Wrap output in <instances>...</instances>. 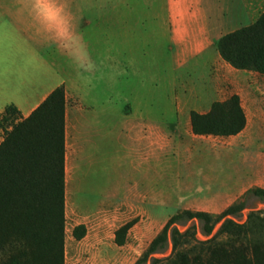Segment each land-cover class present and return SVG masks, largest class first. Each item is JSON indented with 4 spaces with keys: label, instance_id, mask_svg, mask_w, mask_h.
<instances>
[{
    "label": "crops",
    "instance_id": "crops-1",
    "mask_svg": "<svg viewBox=\"0 0 264 264\" xmlns=\"http://www.w3.org/2000/svg\"><path fill=\"white\" fill-rule=\"evenodd\" d=\"M53 2L65 7L70 21L66 31L60 29L59 37L40 22L33 9L35 0H0V116L13 105L27 118L55 89L64 87L67 203L75 201L74 194L84 186L88 164L107 159L127 164L126 177L135 173L134 182H122L127 186L122 194L115 189L108 198L115 202L121 197L112 208L140 207L137 217L149 213L150 201L155 203L151 211H165L162 217L171 218L184 210L218 214L247 190L264 189V154L261 150L249 152L256 134L230 145L193 144V137L213 136L192 133L191 112L205 114L218 100L200 104L180 97L173 99V105L204 107L159 115L150 114L148 104L135 97L126 100L129 112L115 113L118 69L130 76L143 74L145 87L150 72L158 75L165 59L171 74H185L187 79L198 68L211 73L216 66L213 59L220 56L219 39L239 25L253 24L260 16L251 23L247 20L255 17L254 11L264 0ZM78 63H92L94 68L84 71ZM243 132L214 138L230 140ZM154 137L172 140L168 146L153 141L150 145ZM208 154L236 155L234 165L246 167L245 176L237 179L208 171ZM168 157L177 164L170 168L177 175L172 188L151 189L148 180L154 165L150 162L160 164L156 171L162 169L163 173Z\"/></svg>",
    "mask_w": 264,
    "mask_h": 264
},
{
    "label": "trees",
    "instance_id": "trees-1",
    "mask_svg": "<svg viewBox=\"0 0 264 264\" xmlns=\"http://www.w3.org/2000/svg\"><path fill=\"white\" fill-rule=\"evenodd\" d=\"M220 57L236 70L264 75V11L251 25L222 36ZM66 93L55 89L27 118L10 105L0 116L5 128L0 143V264H65V117ZM240 96L216 101L210 111L191 112L192 133L196 136L232 137L248 124ZM8 128L11 127L10 130ZM213 217L206 212L184 210L171 217L161 232L134 264H264V209L251 211L245 223L239 217L251 200L264 204V189L251 188ZM197 220L203 233L198 240L191 230L176 226ZM132 220L115 232V244L123 247ZM85 225L73 230L77 240L86 236ZM173 244L170 256H151Z\"/></svg>",
    "mask_w": 264,
    "mask_h": 264
},
{
    "label": "rangeland",
    "instance_id": "rangeland-1",
    "mask_svg": "<svg viewBox=\"0 0 264 264\" xmlns=\"http://www.w3.org/2000/svg\"><path fill=\"white\" fill-rule=\"evenodd\" d=\"M263 11L264 5L259 7L257 11L255 10V17L247 20V22L255 21ZM240 27L241 25L238 26V28ZM213 61L216 62V66L211 73L198 68L187 79L185 74H171L169 60L165 59V66L161 68L162 70H159L158 75L154 71L150 72L148 87L142 85L146 83L143 74L130 76L124 73L123 70L118 69L115 113L119 115L121 112H129L131 106L129 104L125 106L126 100L135 97L148 104L147 108L150 114L171 115L172 113H184L194 109L201 110L204 107L203 105L189 104L173 105V99L190 97L200 104H206L212 100L225 101L232 95L237 94L240 96L248 117V124L243 134L239 138L230 140L214 137H193V144L203 143L204 146L230 145L240 139L249 140L256 134L255 142L249 148V152L255 153L261 150L264 154V75L251 71L236 70L220 56L213 59ZM215 73H219V75ZM175 79L178 81H175ZM5 126L8 128L7 125ZM10 129L11 127L8 128V130ZM260 132H262V135ZM4 134L5 128H0V137H3ZM170 140L165 137H154L150 138V145L153 141L156 145L166 144L168 146ZM88 152L96 155V151L91 148L88 149ZM236 157V155L227 157L225 154L216 157L208 154V171L215 172L217 176L228 174L237 179L241 178L245 176L243 173L247 171V168L243 166L237 168L233 162L236 161ZM114 162L112 159H107L101 163L88 164L86 182L84 186H81V190L74 194L75 201L69 200L67 203V196H65V264H134L170 219L160 216L165 213L161 209L154 208L151 211L152 206L155 205L151 201L149 202L150 211L144 217H137V210L140 207L118 206L112 208L119 202L118 199L121 197L118 196L115 202L108 197L113 194L115 189H118L121 194L123 193V190L127 188L122 183L123 181L134 182L136 179L135 173L131 176L129 174L127 177L125 176V170L128 168L127 164H124L123 161L121 163L120 161ZM152 165H154V169L150 170L148 180L150 188L171 189L173 180L177 175L170 168L173 165L177 167V164L171 157H168L163 164V173H161L162 169H159V172L156 171V168H161V166L155 164V160L150 162V166ZM138 179H140L139 176ZM115 182H117L116 186L118 188L115 187ZM239 200L241 199L236 202H239ZM262 209H264L263 203L251 200L239 217L229 218L242 224L247 221L251 211ZM221 213L211 215L217 217ZM135 219L138 222L129 231L126 244L123 247L117 246L114 240L116 230ZM223 221L216 224L214 232L210 236L204 235L202 225L197 220L176 227L181 232L191 230V233L198 240H208L219 231ZM82 224L86 226L87 233L83 239L77 240L73 235V230ZM172 252L173 244L170 239L167 249L161 253L153 254L151 258L163 259L170 256Z\"/></svg>",
    "mask_w": 264,
    "mask_h": 264
},
{
    "label": "clouds",
    "instance_id": "clouds-1",
    "mask_svg": "<svg viewBox=\"0 0 264 264\" xmlns=\"http://www.w3.org/2000/svg\"><path fill=\"white\" fill-rule=\"evenodd\" d=\"M33 9L36 12L40 22L45 26L47 31L53 32L56 36H60V29L67 30V25L70 23L65 7L56 4L53 0H35ZM78 68L84 71H91L94 68L92 63L87 65L78 63Z\"/></svg>",
    "mask_w": 264,
    "mask_h": 264
},
{
    "label": "water",
    "instance_id": "water-1",
    "mask_svg": "<svg viewBox=\"0 0 264 264\" xmlns=\"http://www.w3.org/2000/svg\"><path fill=\"white\" fill-rule=\"evenodd\" d=\"M170 244H171V242H170Z\"/></svg>",
    "mask_w": 264,
    "mask_h": 264
}]
</instances>
